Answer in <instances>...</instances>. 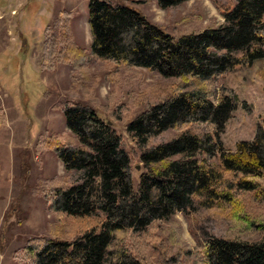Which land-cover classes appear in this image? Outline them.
<instances>
[{
  "label": "trees",
  "instance_id": "obj_1",
  "mask_svg": "<svg viewBox=\"0 0 264 264\" xmlns=\"http://www.w3.org/2000/svg\"><path fill=\"white\" fill-rule=\"evenodd\" d=\"M184 1L157 0V4L165 9ZM215 5L223 19L220 25L174 36L127 4L89 0L90 54L126 67H143L176 78L177 83L166 98L126 123L130 151L91 105L64 102L61 112L78 145L62 143V135H50V140H40L39 149L54 151L66 169L79 171L81 182L40 193L51 208L75 221V235L71 240H30L25 264H144L141 237L156 221L196 208L212 210L238 198L264 200V108L263 124L254 126L250 140H240L230 150L219 135L235 103L226 94L213 101L218 74L239 67L241 92L256 77H264V0H238L234 6L215 1ZM63 37L64 50L56 56L80 66L85 53L65 35L59 39ZM51 51L46 54L49 62L42 61L49 69L55 65ZM4 122L0 109V127ZM198 122L207 131H186L149 145L169 128ZM133 147L145 169L136 184ZM192 235L194 255L205 264H264V239ZM181 253L168 255V264L176 263Z\"/></svg>",
  "mask_w": 264,
  "mask_h": 264
},
{
  "label": "rangeland",
  "instance_id": "obj_2",
  "mask_svg": "<svg viewBox=\"0 0 264 264\" xmlns=\"http://www.w3.org/2000/svg\"><path fill=\"white\" fill-rule=\"evenodd\" d=\"M110 1L133 7L165 32L178 36L217 27L223 19L215 1L234 6L238 0H186L165 9L158 6L157 0ZM88 2L0 0V109L5 116L0 127V264H25L29 257L25 256L26 245L34 238L71 240L75 235V221L51 208L40 193L81 182L79 171L66 169L54 151L39 149L40 140H50V135H62V143L78 145L61 112L64 102L91 105L107 121L108 128L121 135L123 148L130 151L132 146L124 134L126 123L166 98L177 83L176 78L90 54ZM62 35L73 42L77 51L85 53L80 66L63 63L56 56L64 50L66 39H59ZM48 50H52L49 57L55 64L53 69L42 65L43 60L44 64L49 62ZM239 70L235 67L213 80V101L226 94L236 107L219 135L230 150L238 141L250 140L254 126L263 124L264 77H256L255 83L241 92ZM186 131L200 134L207 127L202 122L177 125L154 136L149 145L164 143ZM133 151L136 184L145 169L137 159V148ZM206 158L209 160L208 155ZM192 233L198 237L263 240L264 200L238 198L212 210L196 208L186 215L177 212L156 221L141 237L144 264H168V255L179 252L183 253L172 264H205L192 249Z\"/></svg>",
  "mask_w": 264,
  "mask_h": 264
}]
</instances>
